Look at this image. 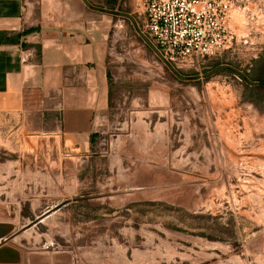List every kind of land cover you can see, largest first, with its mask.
I'll return each mask as SVG.
<instances>
[{
    "label": "rangeland",
    "instance_id": "374dc122",
    "mask_svg": "<svg viewBox=\"0 0 264 264\" xmlns=\"http://www.w3.org/2000/svg\"><path fill=\"white\" fill-rule=\"evenodd\" d=\"M231 1L230 41L193 62L146 42L143 10L115 18L87 144L0 118V224L64 204L13 240L25 264H264V0Z\"/></svg>",
    "mask_w": 264,
    "mask_h": 264
},
{
    "label": "crops",
    "instance_id": "0c3cea01",
    "mask_svg": "<svg viewBox=\"0 0 264 264\" xmlns=\"http://www.w3.org/2000/svg\"><path fill=\"white\" fill-rule=\"evenodd\" d=\"M141 10L142 0H0L1 120L39 114L74 144L105 130L115 18L132 25ZM13 240L0 251L17 262L0 264H25Z\"/></svg>",
    "mask_w": 264,
    "mask_h": 264
},
{
    "label": "built area",
    "instance_id": "2783aa9c",
    "mask_svg": "<svg viewBox=\"0 0 264 264\" xmlns=\"http://www.w3.org/2000/svg\"><path fill=\"white\" fill-rule=\"evenodd\" d=\"M231 0H142L143 36L166 61L213 56L231 39Z\"/></svg>",
    "mask_w": 264,
    "mask_h": 264
},
{
    "label": "water",
    "instance_id": "95a60500",
    "mask_svg": "<svg viewBox=\"0 0 264 264\" xmlns=\"http://www.w3.org/2000/svg\"><path fill=\"white\" fill-rule=\"evenodd\" d=\"M223 68H227V66H224ZM220 70V69H219ZM218 71V70H217ZM242 76H244L241 73ZM251 85H258V82H251L248 81ZM64 204H59L57 205L55 208H52L50 210H48L47 212H45L43 215L39 216L38 218H36L35 220H33L28 226H26L25 228H23V230L12 234V230L11 227L9 225H3L0 224V250L11 240L15 239L17 236H19L22 232H24L27 229H30L31 227L37 225L38 223H40L43 219H45L47 216H49L52 212L60 209ZM6 255H3L2 251H0V262H6V261H14L17 262L15 260H6Z\"/></svg>",
    "mask_w": 264,
    "mask_h": 264
},
{
    "label": "flooded vegetation",
    "instance_id": "af4514ba",
    "mask_svg": "<svg viewBox=\"0 0 264 264\" xmlns=\"http://www.w3.org/2000/svg\"><path fill=\"white\" fill-rule=\"evenodd\" d=\"M261 84H264V81H263V82H259V84H258V85H261Z\"/></svg>",
    "mask_w": 264,
    "mask_h": 264
}]
</instances>
